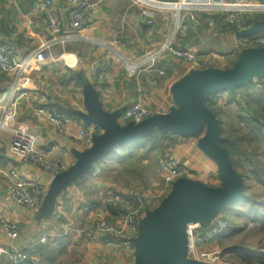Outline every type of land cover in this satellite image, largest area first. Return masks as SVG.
I'll return each instance as SVG.
<instances>
[{
  "label": "crops",
  "instance_id": "0c3cea01",
  "mask_svg": "<svg viewBox=\"0 0 264 264\" xmlns=\"http://www.w3.org/2000/svg\"><path fill=\"white\" fill-rule=\"evenodd\" d=\"M54 1L59 16L65 18L67 6L60 0ZM90 1L96 3V9L89 26L79 32L81 38L47 49L44 59L26 74L22 84H18V92L12 99L15 102L17 121L27 125L29 131L37 136V147L46 150L48 146L56 145L59 148L58 155L68 166L75 161L74 151L86 149L76 138L78 129L84 123L73 114L85 111L82 93L84 83L90 82L94 86L103 108L109 112H123L138 101L148 106L153 113H166L173 104L170 87L188 68L187 63L164 55L151 70H139L134 76H127L117 59L110 56L101 46L84 38L92 37L105 41L116 38V48L124 57L135 60L165 38L172 27V14L156 13L152 23L148 24V18L141 14L140 6L130 0ZM35 2L36 0H0V42L7 44L18 57L30 53L49 36L44 17L32 8ZM197 18L200 21L213 19L218 31L196 26L186 19L188 29L176 35L174 46L191 49L206 56L214 67L227 68L220 65L224 61L232 65L240 50L244 48L241 47V41L246 38H237L229 33L224 15L198 12ZM106 60H110V66L102 68ZM94 66L102 70L93 78ZM160 70L163 73H160ZM12 81L10 74L0 71V95L10 88ZM53 105L60 112L70 116L71 122L62 130L50 124L47 118L37 111L40 107ZM120 119L124 123L122 115ZM100 132L96 126V133ZM167 139L174 141L175 156L184 158L183 163L187 169L196 173V176L192 175L191 178L203 181V178L209 177L208 168L211 167L212 161L197 149L195 138L171 134ZM9 145L10 136L3 132L0 138V215L17 221L21 232L17 239L9 240L0 228V245L25 248L35 244L40 236L49 235L55 242H62L64 245L65 253L57 259L61 260L60 264L131 262L133 252L90 243L81 235L79 227L99 213L109 218V213L103 205L105 202L110 201L117 206L120 203L128 205V202L134 200L135 193H130L131 190L126 184L108 181V178L104 177V171L113 167L111 176H121L124 182L128 179L138 182L137 175H141L144 163L147 162L145 159L136 158L121 166L122 161L133 154H127L124 145L116 147L94 165L87 179L81 183H72L62 190L53 212L43 215L40 209L47 190L41 203L35 208L3 202V195L10 182L7 173L11 168H16L20 179L29 184H50V178L43 170L11 153ZM111 164L119 165L114 167ZM151 201L156 204L159 202L153 198ZM63 224L71 227L69 234L59 230ZM37 245L41 244L37 243L35 246ZM36 252L38 253V249ZM56 258L57 256L52 260Z\"/></svg>",
  "mask_w": 264,
  "mask_h": 264
},
{
  "label": "built area",
  "instance_id": "2783aa9c",
  "mask_svg": "<svg viewBox=\"0 0 264 264\" xmlns=\"http://www.w3.org/2000/svg\"><path fill=\"white\" fill-rule=\"evenodd\" d=\"M67 6L65 18L60 17L54 0H36L33 10L42 14L45 19L49 36L34 50L25 56L18 55L7 45L0 42V71L10 74L13 78L12 85L0 95V138L3 132L10 136V152L21 159L35 164L43 170L50 178L68 168V163L58 155L59 148L50 145L46 150L37 147V136L29 131L24 123L18 122L16 117L15 102L12 100L17 94L18 84H22L26 74L34 65L44 59L47 49L63 45L68 42L80 39L81 29L88 27L90 19L96 9V3L90 0H60ZM141 8V14L148 18L151 24L156 13L169 12L172 14L173 23L171 30L159 44L142 54L135 60L128 59L116 48L118 40L111 38L109 41L99 40L92 37H83L91 43L101 46L110 56L117 59L124 68L127 76H134L139 70H151L158 60L164 55H170L177 60L187 63V72L191 69H204L210 67V59L200 55L191 49H180L174 46V39L180 31H186L189 19L196 26L206 27L218 31V26L213 19L200 21L197 18L198 12L217 13L224 15L229 32L235 34L237 31L248 28L249 19L255 16H264V0H130ZM246 46H263L264 36L252 35L246 37ZM102 68L110 66V60H106ZM94 66L92 77L102 70ZM163 73L162 70L159 71ZM38 113L44 115L47 120L62 130L71 122L70 116L60 112L56 106L40 107ZM153 112L142 102H134L122 113V120L139 122ZM96 133L95 125H82L76 134L77 140L86 148L92 144V135ZM171 152H165L159 160V169L166 191L171 184L182 176H189L186 167ZM186 169V170H185ZM10 179L9 185L3 195V202L7 204L20 205L25 208L37 207L47 190L46 185L34 183L29 184L20 179L18 170L11 168L7 173ZM135 207L122 205L123 212L119 217L110 219L107 215L99 213L93 217L80 230L81 235L95 245L104 248H113L126 252H133L131 239L137 233L138 221L144 216L148 209L142 204L138 194L135 193ZM228 227V222L218 214L207 227L198 225L187 226L189 258L208 262L210 255L205 246L212 242ZM0 228L9 240L18 238L21 226L17 221L11 220L5 215H0ZM48 236L42 235L35 244L28 247L13 248L0 245V264H27L35 262L34 258L38 244L47 241ZM217 251V250H216ZM217 253V252H216Z\"/></svg>",
  "mask_w": 264,
  "mask_h": 264
},
{
  "label": "water",
  "instance_id": "95a60500",
  "mask_svg": "<svg viewBox=\"0 0 264 264\" xmlns=\"http://www.w3.org/2000/svg\"><path fill=\"white\" fill-rule=\"evenodd\" d=\"M264 31V19L237 31V38H246ZM264 78V45L240 50L230 67L210 66L191 69L170 87L173 104L166 113H152L139 122H119L122 111L105 110L90 82L82 85L84 112H74L85 125H95L101 132L92 135V144L83 151H74L75 161L57 173L48 186L40 209L53 212L58 195L67 186L89 174L94 165L116 147L131 144L149 135L154 128L164 134L196 139V147L217 167L219 186L182 176L176 179L158 204L145 211L138 221L137 233L131 239V264H206L187 256V226L196 223L207 227L228 205L244 194L245 180L233 166L228 150L221 145L219 120L204 103L220 91L235 92L237 87ZM122 112V113H121Z\"/></svg>",
  "mask_w": 264,
  "mask_h": 264
},
{
  "label": "rangeland",
  "instance_id": "374dc122",
  "mask_svg": "<svg viewBox=\"0 0 264 264\" xmlns=\"http://www.w3.org/2000/svg\"><path fill=\"white\" fill-rule=\"evenodd\" d=\"M262 33L264 31L256 34L263 36ZM241 44V47H247L246 39L241 41ZM220 65L228 67L231 63L224 61ZM253 82L248 86L240 87L233 94L225 91V94L221 92L211 98L213 103L214 101L218 103L216 104L217 108L214 107L219 112V118L222 121L223 133L221 136L230 135L231 137L228 138L229 143H235L236 155L239 158L237 159L236 170L242 175L247 174L245 184L247 185L248 198L240 204L228 205L220 213L223 219L228 222V227L214 241L209 242L205 246L206 250L214 254L210 255L208 262H205L206 264H264V136L247 128L245 125L247 120L250 121L252 115L258 117L259 112L256 106L258 102L264 103V78ZM240 116L244 117L245 121L242 120L241 122L239 120ZM119 122L122 123L123 121L119 119ZM250 122V126H255L256 123L254 121ZM256 126L259 125L256 124ZM260 128L264 130V126ZM236 134L240 136V142L235 140L236 137L232 138ZM137 144H139V141L124 145L125 152L127 154L131 153L133 156L129 157L130 155H128V158L122 161L121 166L126 165L125 163L129 164L128 162H132L131 160H136V158L139 160L145 159L147 162L144 163V169L141 171V175H137L138 182L130 181V179L124 182L121 176L117 178L111 176L113 167L104 171V177L108 178L110 182H116L120 185L126 184L127 188L131 190L130 193L138 194L142 204L147 205V207H153L158 203L151 201L152 198L159 201L163 191H166L159 169V160L165 152H171L175 155L173 151L175 144L172 139H163L161 146L155 150H147V147L140 148L135 146ZM175 157L184 164V158ZM118 165L114 164L113 166L117 167ZM208 169L209 177L203 178V181L211 186H219L221 181L213 161ZM186 171L189 176H196V173L188 169ZM114 197L112 196V198ZM137 204L136 200H132V202H128L127 206L135 207ZM122 213L120 212L117 217ZM117 217H110V219ZM85 222L79 228L82 229L86 224ZM70 228V226L63 224V227H59V230L69 234ZM52 238L48 235V239L43 245L50 248V244L55 242V239ZM34 254L36 261L31 262L32 264H43L46 261L38 256L37 252ZM133 259L129 264L133 262ZM60 263L61 260L55 262V264Z\"/></svg>",
  "mask_w": 264,
  "mask_h": 264
},
{
  "label": "trees",
  "instance_id": "16d2710c",
  "mask_svg": "<svg viewBox=\"0 0 264 264\" xmlns=\"http://www.w3.org/2000/svg\"><path fill=\"white\" fill-rule=\"evenodd\" d=\"M254 19H264V16H255V17L249 19L248 20L249 21V24H251ZM262 34H264V33H262ZM255 35H258V34H255ZM251 83L252 82H250V83H248L247 85H244V86H248ZM239 88L240 87H237L235 89V91L237 89H239ZM225 91L227 93L233 94L232 92H230L228 90H223V91L218 92L217 94H214V95L209 96L207 99L204 100V103L214 112V114L216 115V117L219 120L220 136L223 133V129L221 127L222 121L219 118V112H217L215 110V107L217 108V105L216 104H218V103L215 102V101L213 103L211 101V98H214L216 95L220 94L221 92H225ZM256 106L258 107L257 108V111L259 112L258 113V117H255V116L252 115L250 117L251 118L250 121H254L259 126H256V124H255V126H250L251 125V122L248 121V120L245 122V125H246L247 128H249L251 130H254L257 133H260L261 135L264 136V130H262L260 128V127L264 126V103L258 102V105H256ZM250 110H251V108H250ZM239 120L241 122H242V120L245 121L244 120V117H242V116H240V119ZM126 122L127 121H125V123ZM167 136H168L167 134H164L161 131H159L157 128H154L153 131L149 135L144 136V137L140 138L139 140H137V141H139V144H140V145L138 144L137 147H140V148H142V147H145L146 148L147 147V150L148 149L149 150L150 149L155 150L156 148H158V147L161 146V141L163 139H166ZM230 137L231 136L230 135H227V134L224 137H222L221 145L224 146L228 150V152L230 154V158H231L232 164H233V166L235 168H237V159H239V158L236 155L235 143L234 144L233 143L232 144L229 143V139L228 138H230ZM233 137L234 138L236 137L235 140L238 141V142H240V136L238 134L232 136V138ZM246 158H248V157H246ZM89 174H91V172ZM89 174H87L86 176H84L82 179L75 181L74 183H76V182L77 183H81L84 179H87V177H88ZM246 175L243 174L244 180H246ZM246 190H247V185L245 184L244 194H243V196H241L234 203L235 205L244 202L248 198V194H247ZM103 205L106 208V210L108 211L109 216L112 217V218H114V217H117L118 214H120V212H121L120 207H122L123 204L121 205V203H120L121 206L119 204L116 206V204L113 205L112 202L108 201V202H105ZM154 207H152V208H154ZM50 245H51L50 248H48L47 246H45L43 244H41L39 246L38 245L36 246L37 249H38V253H39L40 257H42V259L46 260L43 264H53V263H55L57 261L58 257L61 254H64L65 253V250L63 249V246L64 245H63L62 242H52ZM56 256H57L56 260H52ZM27 264H32V263L31 262H28Z\"/></svg>",
  "mask_w": 264,
  "mask_h": 264
},
{
  "label": "bare ground",
  "instance_id": "6f19581e",
  "mask_svg": "<svg viewBox=\"0 0 264 264\" xmlns=\"http://www.w3.org/2000/svg\"><path fill=\"white\" fill-rule=\"evenodd\" d=\"M195 224H196V223H194V224H190V226H191V225H195Z\"/></svg>",
  "mask_w": 264,
  "mask_h": 264
}]
</instances>
